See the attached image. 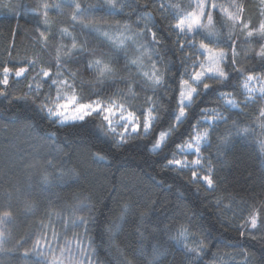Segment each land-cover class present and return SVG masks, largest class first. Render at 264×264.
<instances>
[{"label":"snow or ice","instance_id":"obj_1","mask_svg":"<svg viewBox=\"0 0 264 264\" xmlns=\"http://www.w3.org/2000/svg\"><path fill=\"white\" fill-rule=\"evenodd\" d=\"M65 8L70 9L67 15L73 30L63 27L54 33L53 15H64ZM27 11L36 20L33 45L47 49L51 41L58 42L55 68L38 66L36 59L28 58L13 64L12 58L20 55L13 40L11 47L5 48L9 60L0 63V97L29 106L55 126L83 125L88 118L99 120L97 131L116 150H127L133 142L147 140L144 150L155 154L163 172L204 195L209 207H220L217 162L227 155L236 139H246L255 131L239 117L249 118L246 110L261 105L255 118L264 130V0H259L256 23L245 16L241 0H188L187 7L171 0H97L87 5L80 0H40ZM77 25L83 40L73 35ZM161 31L168 40L158 34ZM89 37L103 38L107 51L98 52ZM169 41L182 72L172 73L174 62L165 56ZM81 57L84 67L92 73L95 99L83 95ZM21 78L26 91H13ZM100 86L114 90L105 95ZM142 91L150 94L144 100L145 110H137L128 95ZM210 91L216 94L212 106H202V98ZM169 112L172 115L161 127ZM39 139L47 142L52 136ZM213 144L215 160L204 155ZM260 144L264 150V139ZM95 158L103 161L105 156L97 154ZM46 165L54 167L51 160H46ZM77 174L75 169H61L46 173L41 183L50 187ZM6 195L9 203L0 210V264H99L95 242L90 238L94 207L87 198H77L79 203L71 206L68 220L61 221L62 229L68 223L83 229L72 240L67 239V232L62 238L51 222H44L53 214L60 216V212H53L51 203L45 206L39 232L13 238L8 227L14 220L10 203L13 193ZM149 203L154 206V202ZM23 204L26 212L40 211L39 203L30 194L24 197ZM145 208L147 205L137 216V245L117 248V264H139L141 258L144 264H159V257L172 242L183 246L187 264H202L209 247V237L202 229L199 237L190 241L193 233L177 215L167 222H150ZM128 211L131 214L132 210ZM176 211L183 214L179 206ZM242 220L239 224L233 221L239 235L264 243L260 212L250 209ZM244 255L249 256L246 252Z\"/></svg>","mask_w":264,"mask_h":264},{"label":"trees","instance_id":"obj_2","mask_svg":"<svg viewBox=\"0 0 264 264\" xmlns=\"http://www.w3.org/2000/svg\"><path fill=\"white\" fill-rule=\"evenodd\" d=\"M80 2L85 5L96 4L97 0H80ZM140 2L143 3L144 0ZM171 2L188 6V0H171ZM241 2L245 5V16L256 23L259 19V0H241ZM39 3L40 0H0V4L4 5L0 6V63L9 60L5 48H10L14 40L16 51L20 55L12 58L13 64L28 58L36 59L38 66L51 65L53 69L55 68L58 42L51 41L47 49H39L31 42L36 20L27 9ZM9 4L11 7H7ZM69 11L70 9L65 8L64 15H53L52 32L58 33L63 27L73 30L72 21L67 15ZM155 16L159 20L158 14ZM158 34L164 35L168 40L163 31ZM73 35L79 40L85 38L81 35L79 25L76 26ZM88 39L98 52L107 51L103 38ZM65 42L70 43L68 40ZM136 47L138 48L139 44ZM243 47L250 49L251 46ZM165 56L174 62L171 65L172 73L183 71L170 41L165 49ZM83 61L84 58L81 57L83 95L86 99L89 97L95 99L97 89L94 87L92 73L84 67ZM242 62L247 63V61ZM72 67L75 69V62ZM173 79L176 77L174 76ZM120 87L123 88V84H120ZM172 87L175 88L176 85L173 84ZM112 90L114 89L108 86H100V91L105 95ZM13 91H26L23 79ZM148 94L150 93L146 91L134 96L129 94L128 101L137 110H145L144 100ZM173 95L177 93L173 92ZM215 95L210 91L202 98L201 105L211 107ZM260 106L256 104L246 110L250 114L249 118L239 117L255 131L246 139H236L227 155L222 156L217 162L220 183L217 196L222 202L218 208L209 207V201L204 195L197 193L183 180L175 178L171 173L163 172L155 154L144 150L143 146L148 143L147 140L133 142L127 150H116L111 142L97 131L99 120L88 118L83 125L55 126L29 106L19 102L9 103L4 97H0V169L11 167L14 173L35 174L38 180L40 175L44 176L49 172L58 173L61 169H75L77 175L69 176L50 187L45 186L49 193L41 197L40 202L37 199L35 201L42 208L46 202L47 205L51 203L53 212H60V216L53 214L50 220L46 218L44 222L46 224L51 222L62 235L71 232L73 237L75 228L72 230L71 224L68 223L67 230L62 229L61 221L68 220L71 206L79 203L77 198H87V202L94 207L90 238L95 242L99 264H117L119 255L117 248H134L137 245V216L143 205H147L144 211L148 214L150 222H167L175 214L179 217V222L185 223L193 235L199 237L202 229L204 235L209 237V247L203 256L202 264H214L220 255L230 254L232 259L229 264H246V262L264 264V243L260 239L254 240L239 235L236 227L233 226V221L236 224L243 223L242 217H247L250 209L258 210L261 219H264V150L260 144V140L264 139L262 135L264 130L258 127L260 121L255 118ZM231 111L234 114L236 112L234 109ZM171 115V112L166 113L161 127L167 124V117ZM192 122L195 123V120ZM31 131L43 137L52 136L51 141L57 148V153L52 155L53 168L49 169L46 160L43 162V159L34 163L32 159L22 158V161L9 163V157H5V147L10 151V143L13 140L16 138L23 140L19 133L27 136L32 133ZM219 131H224V128L221 127ZM21 148L24 150L20 149L18 153L29 152L25 144ZM97 154L104 155L105 159L103 161L96 159ZM204 155H211L214 160L217 159L215 145L206 150ZM160 183L163 187L157 186ZM149 202H154V206ZM178 206L183 210V214L176 211ZM128 209L132 210L131 214ZM44 216L45 209L35 217L37 224L31 220L23 233L39 232L40 220ZM76 232L82 234L83 229H77ZM109 235L112 237L111 242ZM165 241L167 244L166 237ZM245 252L249 256H245ZM139 264H144L143 258ZM159 264H187L183 246L175 242L167 244L159 257Z\"/></svg>","mask_w":264,"mask_h":264},{"label":"rangeland","instance_id":"obj_3","mask_svg":"<svg viewBox=\"0 0 264 264\" xmlns=\"http://www.w3.org/2000/svg\"><path fill=\"white\" fill-rule=\"evenodd\" d=\"M31 132L32 133L28 134L27 136L23 135L24 133H19V135L23 137V140H20L18 138L13 140L10 143V151H8L7 147H5V157H9V163L20 160L22 161V158H27L28 160L32 159V162L34 163L36 161H39L40 159H43L44 162L47 159L52 160V155L54 153H57V148L54 146V143H52L51 140L44 142L43 140L39 139L43 136H40L33 131ZM24 144L25 147H27V151L29 152L21 154L18 153L17 151H19L20 149L24 150L21 148V146ZM189 156H191L190 153ZM42 178V175L39 176L38 180L35 174L27 175L25 172L14 173V170L11 167L0 169V184H2L0 185V198H2V200H0V210L7 207L9 203L8 197L6 195L7 192L11 191L13 193L10 203L12 211L14 213V220L8 226L13 238H27L29 235H31L23 233L24 228L28 225L31 220L35 223V217L38 216L39 213L43 211L45 209V206L47 205L46 202V205L43 207L44 209L40 206V211L36 213H30L25 211L23 204V199L26 195L30 194L32 199H37V201L40 202V200H42L41 197L49 193V190L45 189V185L41 183ZM17 189L19 190V193H17ZM24 222L25 224H23ZM65 230H67L66 227ZM76 230L77 229L73 230L74 234L77 233ZM61 237L63 238L64 235L61 234ZM197 237V235H192L189 239L191 241L192 239ZM67 239H73L71 232L67 234ZM230 259H232L231 254L226 256L220 255V257L217 258L216 263L214 264H229L231 261Z\"/></svg>","mask_w":264,"mask_h":264}]
</instances>
